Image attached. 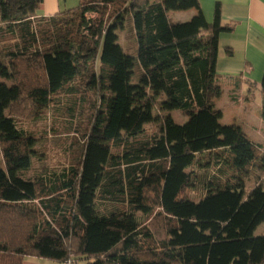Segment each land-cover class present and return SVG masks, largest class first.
Wrapping results in <instances>:
<instances>
[{
	"label": "trees",
	"instance_id": "1",
	"mask_svg": "<svg viewBox=\"0 0 264 264\" xmlns=\"http://www.w3.org/2000/svg\"><path fill=\"white\" fill-rule=\"evenodd\" d=\"M43 2L0 0V264H264V184L247 191L264 147L216 105L220 5L208 20L199 0H81L51 16ZM127 13L138 63L119 43ZM90 93L79 158L24 177L38 152L22 121Z\"/></svg>",
	"mask_w": 264,
	"mask_h": 264
},
{
	"label": "crops",
	"instance_id": "2",
	"mask_svg": "<svg viewBox=\"0 0 264 264\" xmlns=\"http://www.w3.org/2000/svg\"><path fill=\"white\" fill-rule=\"evenodd\" d=\"M81 0H44L39 15L51 16ZM208 20L220 5L222 23L217 63L223 93L216 105L223 111L224 123H237L264 147V120L261 106L264 94V0H199ZM197 9L172 12L175 20L185 21ZM223 101V102H222Z\"/></svg>",
	"mask_w": 264,
	"mask_h": 264
},
{
	"label": "rangeland",
	"instance_id": "3",
	"mask_svg": "<svg viewBox=\"0 0 264 264\" xmlns=\"http://www.w3.org/2000/svg\"><path fill=\"white\" fill-rule=\"evenodd\" d=\"M71 3L68 8L77 6L79 3ZM119 43L128 55L136 59L138 63V41L135 34L133 17L130 13L125 15L124 27L118 30ZM2 50V42L0 41V51ZM139 70L133 76V82H138ZM59 105L49 109L44 115L32 121H22V126L28 133H31L37 139L36 150L37 155L32 158V165L23 171L24 177H36L45 170L62 169V167L74 164L81 153L82 143L76 142L74 133L76 129L86 127L91 105L96 98L94 93L87 95L86 99L75 94L73 97L62 95ZM223 102V101H222ZM73 115V116H72ZM172 115L178 122H184L187 117L180 111H173ZM78 130V129H77ZM264 144V141H263ZM2 153L0 149V160ZM247 191L257 183L264 184V171H255L247 178ZM193 200H200L199 191L192 190L188 192ZM149 224L153 226L154 220ZM157 224V222H156ZM155 224V229L156 225ZM24 264H62L55 261L46 260L38 257H28ZM80 264H84L81 262Z\"/></svg>",
	"mask_w": 264,
	"mask_h": 264
},
{
	"label": "built area",
	"instance_id": "4",
	"mask_svg": "<svg viewBox=\"0 0 264 264\" xmlns=\"http://www.w3.org/2000/svg\"><path fill=\"white\" fill-rule=\"evenodd\" d=\"M63 264H78V263H74V262L68 260V261L64 262Z\"/></svg>",
	"mask_w": 264,
	"mask_h": 264
}]
</instances>
